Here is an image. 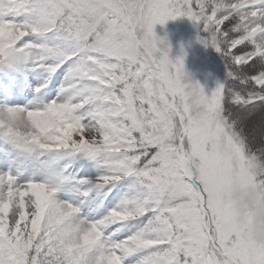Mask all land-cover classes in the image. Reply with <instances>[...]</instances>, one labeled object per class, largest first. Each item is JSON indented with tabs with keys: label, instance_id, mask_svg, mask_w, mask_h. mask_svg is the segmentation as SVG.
<instances>
[{
	"label": "snow or ice",
	"instance_id": "6c2138e0",
	"mask_svg": "<svg viewBox=\"0 0 264 264\" xmlns=\"http://www.w3.org/2000/svg\"><path fill=\"white\" fill-rule=\"evenodd\" d=\"M179 18L211 94L155 33ZM238 183L264 190V0H0V264H264Z\"/></svg>",
	"mask_w": 264,
	"mask_h": 264
},
{
	"label": "rangeland",
	"instance_id": "374dc122",
	"mask_svg": "<svg viewBox=\"0 0 264 264\" xmlns=\"http://www.w3.org/2000/svg\"><path fill=\"white\" fill-rule=\"evenodd\" d=\"M154 30L158 37H166L172 58L183 55L185 72L189 78L198 81L205 92L211 94L217 81L225 78L226 68L217 51L197 41V27L187 18H179L169 20L163 26L157 24ZM160 55L156 54L157 57Z\"/></svg>",
	"mask_w": 264,
	"mask_h": 264
},
{
	"label": "clouds",
	"instance_id": "9594fccd",
	"mask_svg": "<svg viewBox=\"0 0 264 264\" xmlns=\"http://www.w3.org/2000/svg\"><path fill=\"white\" fill-rule=\"evenodd\" d=\"M220 199L235 221L244 227L246 236L264 244V190L238 183L225 189Z\"/></svg>",
	"mask_w": 264,
	"mask_h": 264
}]
</instances>
